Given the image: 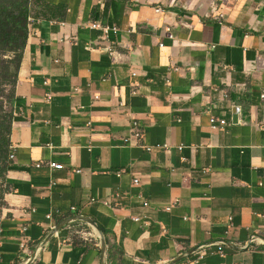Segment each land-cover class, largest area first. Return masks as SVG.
Returning <instances> with one entry per match:
<instances>
[{"label": "crops", "instance_id": "crops-1", "mask_svg": "<svg viewBox=\"0 0 264 264\" xmlns=\"http://www.w3.org/2000/svg\"><path fill=\"white\" fill-rule=\"evenodd\" d=\"M30 20L0 264H264V0H37ZM74 217L105 249L50 237Z\"/></svg>", "mask_w": 264, "mask_h": 264}, {"label": "trees", "instance_id": "trees-1", "mask_svg": "<svg viewBox=\"0 0 264 264\" xmlns=\"http://www.w3.org/2000/svg\"><path fill=\"white\" fill-rule=\"evenodd\" d=\"M33 0H0V52L7 61L3 62L0 78L7 85L15 87L23 54L30 36V16ZM11 118L0 120V199L4 206V196L9 192L5 185V174L9 168ZM100 230L104 232L103 228ZM78 239L75 236V239Z\"/></svg>", "mask_w": 264, "mask_h": 264}, {"label": "built area", "instance_id": "built-area-1", "mask_svg": "<svg viewBox=\"0 0 264 264\" xmlns=\"http://www.w3.org/2000/svg\"><path fill=\"white\" fill-rule=\"evenodd\" d=\"M161 12V10L160 9H158L157 10V13H160ZM221 18H224V16L222 15V16H220ZM30 22H31V20H30ZM92 28L93 29H103L106 33H108V31H109V29H107V28H103L99 23H93V25H92ZM138 93V91L136 90V89H134V91H133V94L134 95H136ZM262 98L264 99V93L262 94ZM228 125V123H227V121L226 120H224V119H218V118H216V117H212L211 118V128L212 129H214V130H218V129H224L226 126ZM132 131H133V134L135 135V137L136 138H138L139 140H141L142 138H143V132H142V130L140 129V127H139V123H134V125H133V129H132ZM142 148H144V149H146L148 152H151L153 149L152 148H150V147H144V146H142ZM166 148V147H165ZM13 149H11V151H12ZM10 158L11 159H14V153H11V155H10ZM39 167H41V164H39L38 165ZM49 166L52 168V169H59L60 168V165H58V164H56V163H50L49 164ZM121 174L122 173H118V176H121ZM134 185L136 186V187H139L140 185H141V181L139 180V179H135L134 180ZM137 199L140 201V204L143 206V208H145V209H147V208H149L150 207V202L148 201V200H146L141 194H139L138 196H137ZM106 205L108 206V207H112L113 208V203H110V202H106ZM175 206V205H174ZM172 209H173V207H170V208H168L167 209V211L168 212H171L172 211ZM48 219L50 220V221H53V219H54V215L53 214H51V215H48ZM135 223H138V224H142V225H144V226H147L148 225V223H147V218L145 217V216H137V217H133V219H132ZM73 223H77V222H71V224H73ZM74 231V230H73ZM81 232H76V234H75V232H74V235H78V234H80ZM83 234L81 235V237H85L86 239H93L94 238V236L91 234V233H86V232H82ZM80 237V236H79ZM254 243L256 242L255 240H252ZM208 249H207V247H201V248H199V252H198V254H199V261L200 260H203V259H205L207 256H208ZM220 255L222 256V257H224V253H223V251H220Z\"/></svg>", "mask_w": 264, "mask_h": 264}, {"label": "rangeland", "instance_id": "rangeland-1", "mask_svg": "<svg viewBox=\"0 0 264 264\" xmlns=\"http://www.w3.org/2000/svg\"><path fill=\"white\" fill-rule=\"evenodd\" d=\"M37 0H33L30 3V7L33 8V5L36 3ZM8 58H6L3 54H1L0 52V73H1V68L3 67V62L7 61ZM12 95V86H9L6 84V82H4L3 80H1L0 78V120L1 119H6L9 120V115L11 114V107H10V97ZM0 195H1V188H0ZM2 208H3V204H2V200L0 199V218H1V213H2ZM72 228L76 234V232H81L80 234L76 235L77 237H81V235L83 234L82 232H86V233H91L94 236V240L97 241V237L95 235L94 232H92L91 230L88 231L86 230V228L84 226H80L78 225V223H73Z\"/></svg>", "mask_w": 264, "mask_h": 264}, {"label": "water", "instance_id": "water-1", "mask_svg": "<svg viewBox=\"0 0 264 264\" xmlns=\"http://www.w3.org/2000/svg\"><path fill=\"white\" fill-rule=\"evenodd\" d=\"M78 221H84L86 223H89V225L91 227H93V229L97 230L100 234H101V237L100 238V241H101V244H102V247L105 249L106 247V242H105V237L102 233V231L99 229V227L93 222V221H90V220H87V219H84V218H81V217H74L72 219H69L66 223H62V225H59L57 226L51 233L50 237H52L54 234L58 233L59 231H61V229L66 226L68 223H71V222H78ZM49 237V239H50Z\"/></svg>", "mask_w": 264, "mask_h": 264}, {"label": "bare ground", "instance_id": "bare-ground-1", "mask_svg": "<svg viewBox=\"0 0 264 264\" xmlns=\"http://www.w3.org/2000/svg\"><path fill=\"white\" fill-rule=\"evenodd\" d=\"M94 233H95V235H96L98 238H102V237H101V234H100L97 230L94 229Z\"/></svg>", "mask_w": 264, "mask_h": 264}]
</instances>
